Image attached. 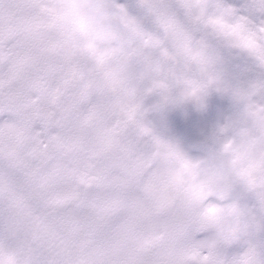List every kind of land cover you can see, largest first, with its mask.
I'll return each mask as SVG.
<instances>
[{
    "label": "clouds",
    "instance_id": "obj_1",
    "mask_svg": "<svg viewBox=\"0 0 264 264\" xmlns=\"http://www.w3.org/2000/svg\"><path fill=\"white\" fill-rule=\"evenodd\" d=\"M0 264H264V0H0Z\"/></svg>",
    "mask_w": 264,
    "mask_h": 264
}]
</instances>
